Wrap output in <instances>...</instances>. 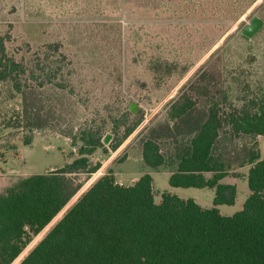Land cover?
Instances as JSON below:
<instances>
[{
    "label": "trees",
    "instance_id": "16d2710c",
    "mask_svg": "<svg viewBox=\"0 0 264 264\" xmlns=\"http://www.w3.org/2000/svg\"><path fill=\"white\" fill-rule=\"evenodd\" d=\"M123 1L144 11L154 5V0ZM244 1L245 9L259 0ZM260 30L264 39V28ZM66 60L59 44H47L33 59L21 63L7 54L0 38V83L10 82L21 95V117L28 128H48L55 115L61 118V102L44 104L41 90L52 85L56 94L72 93V68ZM166 60L150 61L147 70L158 73L163 65L168 74L171 63ZM209 78L208 72L200 75L195 83L204 86H192L194 95L181 88L164 118L142 130L139 145L145 165L175 164L168 179L171 187L214 189L212 208H201L192 199L182 200L170 193H163L155 203L150 175L125 186L108 172L17 260L32 237L81 188L74 176L91 175L100 168L91 167L89 157L103 147L101 127L61 130L72 143L81 144L78 157L60 169L20 179L0 192V264H264V159L256 144V138L264 136V92L244 86L245 102L236 106L224 92L219 99L210 94ZM198 97L206 98L203 104ZM120 121L125 124L123 136L112 150L140 125L142 117L125 110ZM120 127L114 125V130ZM241 139L250 143H239ZM235 163L250 166L249 195L240 211L223 216L217 207L234 205L236 188L221 180Z\"/></svg>",
    "mask_w": 264,
    "mask_h": 264
},
{
    "label": "rangeland",
    "instance_id": "374dc122",
    "mask_svg": "<svg viewBox=\"0 0 264 264\" xmlns=\"http://www.w3.org/2000/svg\"><path fill=\"white\" fill-rule=\"evenodd\" d=\"M93 1L0 0V38L9 56L27 63L43 46L59 44L72 68V93L56 94L52 85L41 90L44 104L61 102L58 109L62 116L54 114L48 128H28L21 117V95L10 82L0 83V192L20 179L60 169L78 157L81 144L72 143L61 130L101 127L103 139L109 138L89 157L91 167L100 165L98 171L74 176L81 188L55 219L32 237L17 260L108 172L126 186L150 175L155 203L163 193H170L182 200L192 199L201 208H212L214 189L171 187L168 179L175 164L151 168L143 163L142 130L164 118L170 101L181 90L194 95L191 87L204 86L195 82L207 72L210 94L219 99L224 92L236 106L245 102L244 86L264 92V39L259 32L249 42L241 37L253 17L264 22L261 0L245 9L244 0H154L153 7L145 11L123 0H101V5L99 0H95L98 4ZM165 58L171 63L168 74L163 65L158 73L147 70L150 61ZM247 94L251 96L250 91ZM205 100L197 98L199 104ZM132 102L138 105L134 115L141 116L142 122L112 150L124 132L120 116ZM117 124L121 127L115 131ZM242 141L250 143L247 139L239 143ZM246 166H232L239 175L234 178L244 182L237 185L234 205L218 208L223 216L240 211L249 195Z\"/></svg>",
    "mask_w": 264,
    "mask_h": 264
},
{
    "label": "crops",
    "instance_id": "0c3cea01",
    "mask_svg": "<svg viewBox=\"0 0 264 264\" xmlns=\"http://www.w3.org/2000/svg\"><path fill=\"white\" fill-rule=\"evenodd\" d=\"M256 144H257V148H258V151H259V154H260V159H264V136H259L256 138ZM245 167V166H243ZM243 167H240L239 169H243ZM250 166L247 165L246 166V171H245V176H247V173H248V170H249ZM239 172V171H238ZM172 173V172H171ZM230 174H233L230 175ZM237 171L235 170H230L228 172V175L226 177H224L222 180H221V183L222 184H225V185H232V186H235L236 188V196H237V185L240 184V183H243L244 180H238V179H235L234 177H239V175H237ZM171 175V174H170ZM210 175L209 174H206V177H209ZM151 177V176H150ZM140 178V177H139ZM139 178H136L134 179L133 183L136 182ZM245 179V177H244ZM153 182V180H152ZM117 183V182H116ZM120 185H124L122 182L118 183ZM126 186V185H125ZM183 189V188H182ZM188 189V188H187ZM214 198V197H213ZM194 201V200H193ZM213 201V200H212ZM236 201V199H235ZM195 202V201H194ZM197 204V203H196ZM221 206H226V205H221ZM221 206H218L217 208H220ZM219 212H220V209H218Z\"/></svg>",
    "mask_w": 264,
    "mask_h": 264
},
{
    "label": "water",
    "instance_id": "95a60500",
    "mask_svg": "<svg viewBox=\"0 0 264 264\" xmlns=\"http://www.w3.org/2000/svg\"><path fill=\"white\" fill-rule=\"evenodd\" d=\"M264 22L263 20H261L258 17H253L250 22L245 25V27L242 29L241 34L250 39L252 38L263 26ZM138 109V105L134 102L130 103L129 107H128V111L132 114H135L136 111ZM108 136L106 135L104 137V139L102 140L103 144H107L108 143ZM9 172H11V170H9Z\"/></svg>",
    "mask_w": 264,
    "mask_h": 264
}]
</instances>
